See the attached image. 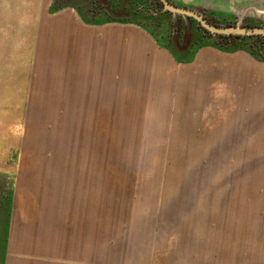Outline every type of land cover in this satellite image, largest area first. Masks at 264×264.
I'll return each mask as SVG.
<instances>
[{
  "label": "rangeland",
  "instance_id": "374dc122",
  "mask_svg": "<svg viewBox=\"0 0 264 264\" xmlns=\"http://www.w3.org/2000/svg\"><path fill=\"white\" fill-rule=\"evenodd\" d=\"M177 3L264 27V0ZM14 26L22 54L0 24V264H264L258 106L195 103L165 61L161 74L137 57L124 72L95 57L70 66L57 35L28 51L29 25ZM146 27L170 46L171 23ZM180 32L179 61L216 46L192 22Z\"/></svg>",
  "mask_w": 264,
  "mask_h": 264
},
{
  "label": "crops",
  "instance_id": "0c3cea01",
  "mask_svg": "<svg viewBox=\"0 0 264 264\" xmlns=\"http://www.w3.org/2000/svg\"><path fill=\"white\" fill-rule=\"evenodd\" d=\"M170 1L178 4L179 0ZM55 2L0 0V24L10 25L9 41L14 54L24 53L18 49L19 39L14 31V24L22 22L29 25L22 37L28 51L32 40L39 50L44 37L53 33L60 44L56 48L63 51L59 56H67L70 66H76L79 57L80 64L83 61L85 66L91 67L95 57L96 62L100 58L103 65L107 63L111 66L107 71L124 72L126 57H137L147 58L153 67L149 72L161 74L165 61L179 70L177 79L182 90L189 84L195 86V103L250 106L248 111L252 113L253 106H258L255 113L263 117L264 62L258 61L249 52L224 51L216 46L201 45L190 59L179 61L178 58L186 51L175 48L172 30L168 39L170 46H165L146 27L171 23L169 17L153 9L151 0H90V10L87 11L72 0H62L58 7H55ZM46 9H52L53 14L47 16ZM13 15L22 17L23 21L17 19L15 22ZM170 80L173 81V78Z\"/></svg>",
  "mask_w": 264,
  "mask_h": 264
},
{
  "label": "water",
  "instance_id": "95a60500",
  "mask_svg": "<svg viewBox=\"0 0 264 264\" xmlns=\"http://www.w3.org/2000/svg\"><path fill=\"white\" fill-rule=\"evenodd\" d=\"M162 5L160 12H168L172 25V41L175 48L178 51H184L187 49L188 40H184L180 43V20L184 24L190 23V20L196 21L199 26L211 34L216 36H241V37H263L264 27L247 28L241 25L222 27L211 23L206 16L197 9L180 7L172 3L170 0H159Z\"/></svg>",
  "mask_w": 264,
  "mask_h": 264
},
{
  "label": "trees",
  "instance_id": "16d2710c",
  "mask_svg": "<svg viewBox=\"0 0 264 264\" xmlns=\"http://www.w3.org/2000/svg\"><path fill=\"white\" fill-rule=\"evenodd\" d=\"M62 0H56L55 7L61 4ZM153 9L157 11L162 10V5L158 0H155ZM165 16L169 17L168 12L163 13ZM209 20V19H208ZM210 21V20H209ZM197 26L198 31L203 36L213 39L216 43V47L224 51H238L243 50L252 54L258 61L264 62V38L263 37H241V36H216L213 37L207 31L202 29L199 24L190 20ZM213 23L212 21H210ZM215 24V23H213Z\"/></svg>",
  "mask_w": 264,
  "mask_h": 264
},
{
  "label": "flooded vegetation",
  "instance_id": "af4514ba",
  "mask_svg": "<svg viewBox=\"0 0 264 264\" xmlns=\"http://www.w3.org/2000/svg\"><path fill=\"white\" fill-rule=\"evenodd\" d=\"M159 1V0H158Z\"/></svg>",
  "mask_w": 264,
  "mask_h": 264
}]
</instances>
